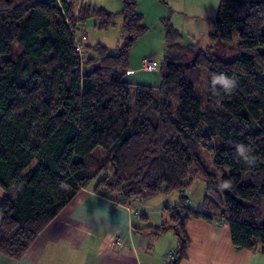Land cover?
I'll use <instances>...</instances> for the list:
<instances>
[{"label": "trees", "instance_id": "1", "mask_svg": "<svg viewBox=\"0 0 264 264\" xmlns=\"http://www.w3.org/2000/svg\"><path fill=\"white\" fill-rule=\"evenodd\" d=\"M92 17L100 29L121 17L122 36L112 54L84 43L82 60L76 38ZM164 24L169 55L151 86L125 79L147 30L134 0L116 13L0 0V253L20 259L84 188L121 203L182 192L166 221L144 228L175 231L169 264L186 256L191 217L221 220L233 246L264 252V0H220L205 49ZM196 178L197 208L184 195Z\"/></svg>", "mask_w": 264, "mask_h": 264}, {"label": "crops", "instance_id": "2", "mask_svg": "<svg viewBox=\"0 0 264 264\" xmlns=\"http://www.w3.org/2000/svg\"><path fill=\"white\" fill-rule=\"evenodd\" d=\"M76 1L77 6L90 4L114 13L122 7V0ZM134 1L143 20L147 18L146 14L160 19V14L165 13L159 0ZM168 1L169 9L183 13L184 17L209 14L218 4V0ZM80 37L88 44L86 34ZM117 47L118 44L107 47L108 52L114 53ZM143 58L139 60L140 64ZM137 63L132 55V64ZM129 70L135 72L134 68ZM2 198L0 187V202ZM154 201L144 198L121 203L90 188L81 189L20 259L0 253V264H169L171 252L178 243L175 231L169 229L153 235L144 229L168 219L165 208H158ZM135 211L140 215H135ZM1 218L0 212V221ZM186 232L190 243L179 264H264V252L233 246L228 225L221 220L209 222L191 217L187 220Z\"/></svg>", "mask_w": 264, "mask_h": 264}, {"label": "rangeland", "instance_id": "3", "mask_svg": "<svg viewBox=\"0 0 264 264\" xmlns=\"http://www.w3.org/2000/svg\"><path fill=\"white\" fill-rule=\"evenodd\" d=\"M220 0H218L219 4ZM161 6L165 8V13L160 14L162 17L160 19L156 18V15L146 14L147 18L143 20L144 24L147 26L146 32L141 35L133 45L131 55H130V68H134L135 72L132 74H127L125 79L131 83H142L151 86H155L160 81V72L165 71L164 60L168 57L169 51L168 45L165 40V24L164 21L173 24V28L177 29L180 33V37L178 42L182 45L190 46L189 50L193 48H202L205 49L209 45H211V41L209 38V33L212 31L211 18L215 15L218 4L215 6L214 10L209 14H195L194 17H184L183 13L178 11H171L168 7V0H159ZM159 15V16H160ZM163 18V19H162ZM172 20L170 21L169 19ZM167 19V20H166ZM120 20V21H118ZM148 20V21H147ZM98 19L95 17L89 18L85 21L82 30H84V34H86L88 38V44L94 45L98 42L102 43L107 47H114L119 44L121 40V32H122V19L121 17H117L114 24L109 26L106 29H100L96 23ZM234 40L237 41L238 38L235 35ZM17 45V43H15ZM15 45V47H16ZM112 49V48H110ZM16 51V48L14 49ZM132 55L134 60L138 61L136 65L132 64ZM152 55V56H151ZM153 58L157 63L158 67L155 72H144L140 71V59L141 58ZM1 58V56H0ZM210 77L206 71L203 72V76L201 79V89L207 85ZM139 80L147 81L140 82ZM200 91V88H199ZM200 154L208 156L210 159V155L206 153L205 150H198ZM249 181L248 174H244L243 183H247ZM206 184L201 178H196L190 186H188L185 190L184 195H187L186 200H188V204L190 206H195L196 208L199 206V202H201L203 194L205 192ZM183 195L180 191H172L167 194H156L150 197H146L150 200H155L154 204L158 206V208H165L166 206L170 207L176 204L181 196ZM153 207H155L153 205ZM166 212V210H165ZM138 216V215H137ZM264 218V217H263Z\"/></svg>", "mask_w": 264, "mask_h": 264}, {"label": "built area", "instance_id": "4", "mask_svg": "<svg viewBox=\"0 0 264 264\" xmlns=\"http://www.w3.org/2000/svg\"><path fill=\"white\" fill-rule=\"evenodd\" d=\"M85 41H86V39L84 37L83 38H79V37L76 38V45H77L78 51L82 57V60L85 57L84 54L82 53V47H83V44L85 43ZM157 67H158V63L155 60H153L151 57H148V58L142 59L141 64H140L138 69L140 71H144V72H155ZM133 72H134V70H128L127 71V73H129V74L133 73ZM134 214L140 215V213L137 211H135ZM174 252H171L170 258L174 257Z\"/></svg>", "mask_w": 264, "mask_h": 264}]
</instances>
